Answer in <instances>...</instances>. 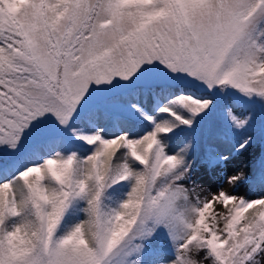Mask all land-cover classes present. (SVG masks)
<instances>
[{
    "label": "snow or ice",
    "instance_id": "obj_1",
    "mask_svg": "<svg viewBox=\"0 0 264 264\" xmlns=\"http://www.w3.org/2000/svg\"><path fill=\"white\" fill-rule=\"evenodd\" d=\"M0 264H264V0H0Z\"/></svg>",
    "mask_w": 264,
    "mask_h": 264
},
{
    "label": "rangeland",
    "instance_id": "obj_2",
    "mask_svg": "<svg viewBox=\"0 0 264 264\" xmlns=\"http://www.w3.org/2000/svg\"><path fill=\"white\" fill-rule=\"evenodd\" d=\"M258 151H260V149L259 148H254L253 150H252V152L253 153H255V152H258ZM247 159V157H245V158H242V160L239 162V163H243L244 162V160H246Z\"/></svg>",
    "mask_w": 264,
    "mask_h": 264
}]
</instances>
